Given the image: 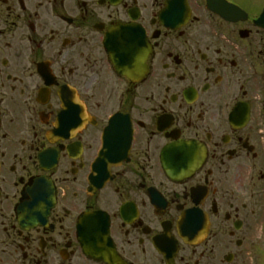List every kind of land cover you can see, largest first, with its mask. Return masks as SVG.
I'll list each match as a JSON object with an SVG mask.
<instances>
[{
	"label": "flooded vegetation",
	"instance_id": "af4514ba",
	"mask_svg": "<svg viewBox=\"0 0 264 264\" xmlns=\"http://www.w3.org/2000/svg\"><path fill=\"white\" fill-rule=\"evenodd\" d=\"M263 8L0 0V264H264Z\"/></svg>",
	"mask_w": 264,
	"mask_h": 264
},
{
	"label": "water",
	"instance_id": "95a60500",
	"mask_svg": "<svg viewBox=\"0 0 264 264\" xmlns=\"http://www.w3.org/2000/svg\"><path fill=\"white\" fill-rule=\"evenodd\" d=\"M259 23L264 26V16L260 18Z\"/></svg>",
	"mask_w": 264,
	"mask_h": 264
}]
</instances>
